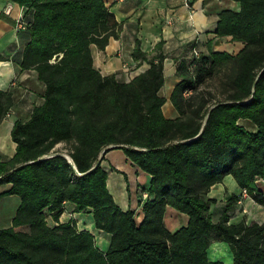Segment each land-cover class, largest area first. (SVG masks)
<instances>
[{
	"label": "trees",
	"instance_id": "trees-1",
	"mask_svg": "<svg viewBox=\"0 0 264 264\" xmlns=\"http://www.w3.org/2000/svg\"><path fill=\"white\" fill-rule=\"evenodd\" d=\"M12 1L30 8V40L18 61L37 70L45 99L28 119L15 120L16 151L0 158V184L10 183L4 193L21 197L13 224L0 228V264H226L209 258L213 240L229 243L235 264H264V221L230 222L234 196L214 221L208 196L231 173L264 204V0H238L239 11L220 12L215 32L243 41L237 53L216 50L179 62L175 118L164 114L159 92L163 53L130 81L95 67L91 44L104 48L120 27L105 0ZM133 54L147 58L139 44ZM215 76L217 90L201 86ZM12 105V92L0 89V124ZM59 142L69 144L71 160L55 148ZM111 144L152 175L140 223L134 209L115 200L103 165L92 168ZM66 201L92 208L96 226L111 234L106 251L74 220L47 223L49 212L59 219ZM168 206L186 213L187 224L170 230Z\"/></svg>",
	"mask_w": 264,
	"mask_h": 264
},
{
	"label": "crops",
	"instance_id": "crops-1",
	"mask_svg": "<svg viewBox=\"0 0 264 264\" xmlns=\"http://www.w3.org/2000/svg\"><path fill=\"white\" fill-rule=\"evenodd\" d=\"M120 24L118 35L111 36L108 44L100 48L91 44L95 67L103 75H114L122 81L146 71L150 59L160 53L164 58V83L160 94L165 98L163 112L175 118L179 111L171 100L175 84L182 78L179 62L210 51L237 53L244 42L232 35L215 32L219 14L224 9L239 11L238 0H105ZM31 16L30 8L12 0H0V89L12 92L13 105L0 124V158L8 160L16 151L11 129L20 115L30 117L35 105L44 102L45 84L38 78L36 69H24L19 58L30 40L28 27L19 28L18 18ZM146 53L147 58L135 57L136 45ZM240 122L254 130L256 125L248 118ZM101 164L107 170V185L117 203L123 209H134L137 221L144 218L143 204L153 196L150 190L152 175L135 164L123 148L115 146L105 153ZM264 189V179L259 178ZM10 183L0 184V228L9 227L21 203L20 195L4 193ZM243 189L235 177L229 173L212 185L208 196L214 201L210 205L212 219L218 221L230 198L234 196L230 208V222L243 219L251 223L264 221V204L258 202ZM189 216L168 206L164 216L166 226L175 231L187 224ZM50 226L74 220L78 230H88L95 236L98 247L106 251L111 234L96 226L92 208L78 210L76 203L66 201L59 219L49 212L46 217ZM211 260L234 263L233 251L226 241L213 240L209 250Z\"/></svg>",
	"mask_w": 264,
	"mask_h": 264
},
{
	"label": "rangeland",
	"instance_id": "rangeland-1",
	"mask_svg": "<svg viewBox=\"0 0 264 264\" xmlns=\"http://www.w3.org/2000/svg\"><path fill=\"white\" fill-rule=\"evenodd\" d=\"M218 76H219V75H218ZM218 76H215L214 78H212V79H210V80L208 79L206 82L202 83L201 86L206 85V86L212 88L213 90H217V88H218V82H219V78H218ZM188 93H189V91L186 92V94H188ZM218 96L221 97L220 94H219ZM25 117H27V116H22V115H20V118H21V119H23V118H25ZM68 146H69V144H67V143H65V142H59V143L55 146V148L61 150L63 153H65V154L68 155V153H67Z\"/></svg>",
	"mask_w": 264,
	"mask_h": 264
},
{
	"label": "built area",
	"instance_id": "built-area-1",
	"mask_svg": "<svg viewBox=\"0 0 264 264\" xmlns=\"http://www.w3.org/2000/svg\"><path fill=\"white\" fill-rule=\"evenodd\" d=\"M18 25H19V28H23V27H25V25H26V20H25L24 15H22V16H20V17L18 18ZM195 54L198 55L197 50H195ZM243 192H247V190L244 188V189H243Z\"/></svg>",
	"mask_w": 264,
	"mask_h": 264
},
{
	"label": "water",
	"instance_id": "water-1",
	"mask_svg": "<svg viewBox=\"0 0 264 264\" xmlns=\"http://www.w3.org/2000/svg\"><path fill=\"white\" fill-rule=\"evenodd\" d=\"M113 146H118V144H111V145H109V146H107V147H113ZM107 147L103 149V151H102V153H101L99 159L97 160V162L94 164V166H93L92 168L96 167L98 164L101 163V161H102V156H103L105 150L107 149ZM56 153H57V152H56ZM50 155H51V154H50ZM65 155H66L67 157H69L70 160H71V157H70L69 155H67V154H65ZM42 157H44V156H42ZM92 168H91V169H92Z\"/></svg>",
	"mask_w": 264,
	"mask_h": 264
}]
</instances>
